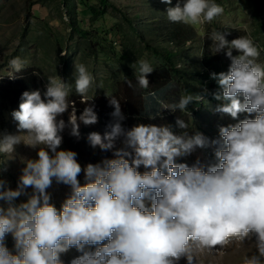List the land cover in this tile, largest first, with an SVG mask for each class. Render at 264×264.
I'll use <instances>...</instances> for the list:
<instances>
[{"label":"clouds","instance_id":"obj_1","mask_svg":"<svg viewBox=\"0 0 264 264\" xmlns=\"http://www.w3.org/2000/svg\"><path fill=\"white\" fill-rule=\"evenodd\" d=\"M223 11L214 0H177L166 14L170 22L196 25L211 23ZM204 36L214 53L224 50L230 60L226 72L210 74L218 85L212 96L222 102L215 110L236 121L220 126L217 139L199 131L177 135L154 124L124 129L120 100L113 96L114 122L103 135L93 131L87 137L93 148L113 156L82 169L74 151L60 149V133L70 126V134L79 137L80 122L97 123L94 106L77 116L68 99L72 90L58 75L47 78L43 93L22 92L18 110L11 113L21 134H0V157L11 156L23 141L37 149V158L23 162L15 189L0 179V264H64L61 254L72 248L80 254L69 264H179L181 259L197 264L203 250L253 239L256 251L245 253L241 264H264V66L250 37L228 41L217 30ZM137 63L136 83L148 89L155 68L148 60ZM9 64L10 78L25 67L19 57ZM93 84L86 66L75 65V93L84 97ZM203 100L200 94H182L172 104L161 101L160 109L190 116L187 106ZM66 112L67 123L58 119ZM241 113L254 118L239 119ZM176 124L190 127L184 119ZM120 137L123 147L116 148ZM208 147L214 162H175ZM82 171L84 184L78 181ZM53 181L70 188L59 209L47 191ZM21 196L26 200L17 203ZM9 234L14 251L6 246Z\"/></svg>","mask_w":264,"mask_h":264},{"label":"rangeland","instance_id":"obj_2","mask_svg":"<svg viewBox=\"0 0 264 264\" xmlns=\"http://www.w3.org/2000/svg\"><path fill=\"white\" fill-rule=\"evenodd\" d=\"M214 2L223 8V13L211 23L191 25L196 37L181 46H174L167 39H162L161 35H156L152 26L167 18L166 9L175 6L177 0H172L171 4L161 3L160 0H107L105 5H101L98 0H0L1 88L5 90L7 80L13 79L9 77L12 72L9 61L19 57L25 62V67L15 76L31 70L46 88L47 78L58 75L71 88L68 99L76 105L95 95H105L114 90L120 92L127 86L126 80L136 81L135 72L140 60H148L154 67L167 64L161 54L155 53L148 44L156 48L167 47L174 52L171 56L174 65L184 71L183 76L172 73L173 78H185L191 87L189 93L200 94L204 100L187 106L190 116L179 110L161 109L157 117H141L140 124L168 126L177 135L184 131L189 134L199 131L209 140L217 139L220 126L234 124L236 121L215 110L221 101L194 90L206 89L208 81L207 77L198 73L203 45L207 44L220 72L228 70L230 60L224 50L214 53V45L204 34L217 30L226 33L228 41L239 36L250 37L260 51L257 62L264 66V15L258 0ZM233 54H237L235 50ZM79 64L85 65L94 77L93 87L84 97L74 90L75 65ZM182 94L184 91L181 88L176 101ZM20 98L13 100L0 92V134H21L17 131V121L11 115L13 110H18ZM163 103L172 104L167 100ZM246 117L254 118V114H239V119ZM178 118L188 121L190 127L187 130L179 128L176 124ZM60 149L66 150V146L61 143ZM36 158L37 149L22 141L15 146L11 156L0 157L3 160L0 163V179L7 182V187L15 189L24 167L23 162ZM197 159L214 162L212 147L197 149L187 157H177L175 162L191 165ZM144 170L143 166L139 169L141 172ZM78 181L85 183L83 171ZM27 191L31 193L32 190ZM47 191L51 195V202L59 209L70 188L53 181ZM23 200L26 197L21 196L17 203ZM253 243L254 239L244 243L232 240L224 248L203 250L197 253V264H241L245 253L256 251ZM6 246L14 251L11 234L6 237ZM79 254L72 248L62 253L60 258L64 264H69ZM179 264H186V261L181 259Z\"/></svg>","mask_w":264,"mask_h":264},{"label":"trees","instance_id":"obj_3","mask_svg":"<svg viewBox=\"0 0 264 264\" xmlns=\"http://www.w3.org/2000/svg\"><path fill=\"white\" fill-rule=\"evenodd\" d=\"M98 2L101 3V5H105L107 0H98ZM258 6L264 15V0H258ZM262 26L264 27V18L262 20ZM152 29L154 33L157 32L156 35H161L162 39H167L174 46H181L185 42L191 41L196 37L195 30L191 25L173 23L170 22L168 18L161 19L152 26ZM151 46L152 45L148 44V47L152 48L155 53L161 54L167 64L154 67V71L148 76V89H141L136 81L131 80L133 84L132 87H129L127 84V86L124 89H121L120 92L114 90L105 95H95L93 98L86 99L88 100L86 103L84 102L86 100H81V102L74 105L77 116H79L83 109L88 105L94 106V111L98 116L97 123L93 125L86 126L80 122L79 137L70 134V126L66 127L63 132L60 133L62 136V143L66 146V150L74 151L77 154V162L82 167H85L89 163H100L103 159L112 158L113 156L112 151H101L98 146L93 148L87 139L88 134L93 131L103 135V133L108 130L107 126L114 122V118L111 115L113 108L109 104V98L114 96L120 100L123 115V119L120 122L124 129H130L133 126L140 124L141 117H157L161 110L160 102L167 100L170 103H174L181 88L183 89L184 94H189L191 87L186 82L185 78H181V80L173 78V74H177V76H183L184 74V71L180 67L175 66L174 61L171 59L174 52L167 49V47L156 48ZM202 48L200 55L201 69L198 73L207 77L208 81L206 82V89L195 88L194 90L198 93L200 92L212 96V93L218 90V85L217 82L210 77V74L219 73L220 69L213 58L210 49L207 48V44H204ZM6 84L7 86L5 90H3L0 85V92L6 97H12L13 100L19 99L22 92L26 90L31 91L39 89L41 93L45 91V87L42 85L40 78L31 70L15 76V79L7 80ZM58 119H64L67 123L68 112L64 113L61 117H58ZM122 141L123 137L118 138L115 142V147H123Z\"/></svg>","mask_w":264,"mask_h":264}]
</instances>
